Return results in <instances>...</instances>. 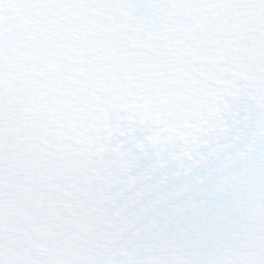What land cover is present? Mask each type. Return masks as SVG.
<instances>
[{"label": "snow or ice", "instance_id": "6c2138e0", "mask_svg": "<svg viewBox=\"0 0 264 264\" xmlns=\"http://www.w3.org/2000/svg\"><path fill=\"white\" fill-rule=\"evenodd\" d=\"M0 264H264V0H0Z\"/></svg>", "mask_w": 264, "mask_h": 264}]
</instances>
